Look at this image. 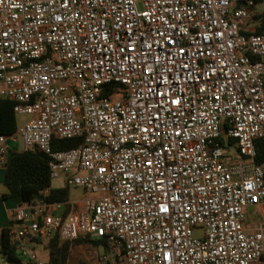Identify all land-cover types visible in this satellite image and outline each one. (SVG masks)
<instances>
[{
  "label": "built area",
  "instance_id": "1",
  "mask_svg": "<svg viewBox=\"0 0 264 264\" xmlns=\"http://www.w3.org/2000/svg\"><path fill=\"white\" fill-rule=\"evenodd\" d=\"M256 6L0 0V100L31 116L0 134V171L20 138L84 193L20 203L9 233L23 263L47 264L34 239L88 236L106 242L97 264H264V222L246 216L264 206V34L243 33ZM67 139L82 142L52 148Z\"/></svg>",
  "mask_w": 264,
  "mask_h": 264
},
{
  "label": "trees",
  "instance_id": "2",
  "mask_svg": "<svg viewBox=\"0 0 264 264\" xmlns=\"http://www.w3.org/2000/svg\"><path fill=\"white\" fill-rule=\"evenodd\" d=\"M264 0H255L259 5ZM246 34H264V13H257L254 23ZM18 128L16 114L14 112V102L7 99L0 100V134L12 135ZM81 139L55 140L52 142L54 150H67L78 146ZM232 145L235 141L230 139ZM256 163L264 165V141H256ZM51 177L49 171V158L38 150H10L8 168L5 172L4 185L8 190L9 197L20 198L22 202L32 203L42 195L45 190L50 188V193L46 196L49 202H64L70 198V189L66 185L62 188H51ZM105 240H91L87 237L68 242L59 240L54 236L48 243V264H69L71 252L76 247L87 248L90 251L102 246L105 248ZM0 255L6 257L14 264H25L18 256L17 249L10 239L7 232L4 233ZM29 264V263H26ZM80 264H84L81 262Z\"/></svg>",
  "mask_w": 264,
  "mask_h": 264
},
{
  "label": "rangeland",
  "instance_id": "3",
  "mask_svg": "<svg viewBox=\"0 0 264 264\" xmlns=\"http://www.w3.org/2000/svg\"><path fill=\"white\" fill-rule=\"evenodd\" d=\"M256 12L257 13H264V1L256 6ZM31 116L30 115H16V120H17V124L18 126L22 125L23 123H25ZM18 150H23V144L21 139H18ZM228 157H231L233 155H235L236 150L233 146L228 148ZM228 158H226L227 160ZM66 186L64 184V178L63 177H59L56 179H52L51 181V187L52 188H62ZM69 189H70V199H78L80 197H83L84 193L83 190L81 188L75 187L73 184L69 185ZM248 219H249V223L250 224H255V226H258L260 224V222L263 220L262 215H253L252 214V209L248 214ZM202 231L200 229H197L193 232V235L195 237H201L202 236ZM31 249H33L35 251V253L37 254L38 258L40 260H46L47 258V252H43L41 250V248L36 245V244H29L28 245ZM104 251V248L102 246L98 247L95 250V253H99L101 254ZM96 260V256L94 255L93 251L88 250L87 248H83V247H76L72 250L71 252V257L69 259L70 264H80L81 262H83L84 264H94ZM120 264H125L124 262L121 261Z\"/></svg>",
  "mask_w": 264,
  "mask_h": 264
},
{
  "label": "crops",
  "instance_id": "4",
  "mask_svg": "<svg viewBox=\"0 0 264 264\" xmlns=\"http://www.w3.org/2000/svg\"><path fill=\"white\" fill-rule=\"evenodd\" d=\"M17 144H18V141H17V143H9V150L22 151V150H18L19 148H18ZM22 144H23V142H22ZM23 150H24V148H23ZM5 172L6 171H0V247L2 245V240H3V236H4L5 232H7L8 238L10 239V242H12V244H14V241H13V239L9 233V229L12 226V224H14L15 211L18 208V206L20 205V203L22 202L20 198L8 196V190L4 185ZM64 184H65V180H64ZM251 209H252L253 215H255V214L259 215V216L262 215L263 220L260 222V224L258 226H255V224H253L255 227H259L264 222V206L247 208L246 209V216H248ZM247 219H248V217H247ZM49 241H50V239L49 240L34 239V240H32V242H30L31 244L38 245L43 252H47L46 260H42L47 264H48V249H47V247H48ZM101 254H99V253L96 254L94 252V255L96 256V260H95L94 264H97V258Z\"/></svg>",
  "mask_w": 264,
  "mask_h": 264
},
{
  "label": "snow or ice",
  "instance_id": "5",
  "mask_svg": "<svg viewBox=\"0 0 264 264\" xmlns=\"http://www.w3.org/2000/svg\"><path fill=\"white\" fill-rule=\"evenodd\" d=\"M183 51H184L183 48H180V49H179V52L183 53ZM184 67H187V65H184ZM201 91H203V90H201ZM172 103H173V104H178L179 101H178V100H173ZM149 163H151V161H149ZM163 210H164V211H167V209H163Z\"/></svg>",
  "mask_w": 264,
  "mask_h": 264
},
{
  "label": "water",
  "instance_id": "6",
  "mask_svg": "<svg viewBox=\"0 0 264 264\" xmlns=\"http://www.w3.org/2000/svg\"><path fill=\"white\" fill-rule=\"evenodd\" d=\"M38 198H39V196H38Z\"/></svg>",
  "mask_w": 264,
  "mask_h": 264
}]
</instances>
